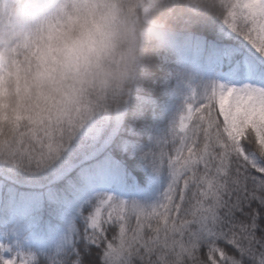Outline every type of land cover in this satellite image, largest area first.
Instances as JSON below:
<instances>
[{
  "label": "snow or ice",
  "instance_id": "1",
  "mask_svg": "<svg viewBox=\"0 0 264 264\" xmlns=\"http://www.w3.org/2000/svg\"><path fill=\"white\" fill-rule=\"evenodd\" d=\"M220 22L231 72L162 136L55 100L0 115V264H264V0Z\"/></svg>",
  "mask_w": 264,
  "mask_h": 264
},
{
  "label": "clouds",
  "instance_id": "2",
  "mask_svg": "<svg viewBox=\"0 0 264 264\" xmlns=\"http://www.w3.org/2000/svg\"><path fill=\"white\" fill-rule=\"evenodd\" d=\"M228 0H0V115L52 100L115 112L174 25ZM27 3L39 10L20 14Z\"/></svg>",
  "mask_w": 264,
  "mask_h": 264
},
{
  "label": "trees",
  "instance_id": "3",
  "mask_svg": "<svg viewBox=\"0 0 264 264\" xmlns=\"http://www.w3.org/2000/svg\"><path fill=\"white\" fill-rule=\"evenodd\" d=\"M52 6L49 0L47 7ZM18 8L21 15L39 11L27 3ZM174 28L159 51L142 61L123 105L115 112L96 114L97 122L125 132L129 128L144 129L154 138L162 136L193 93L202 92L204 82L223 79L231 72L230 62L222 57L215 39L223 28L218 18L201 15L187 22L181 18ZM194 51L198 52L196 58L192 56ZM213 61L220 65L211 68Z\"/></svg>",
  "mask_w": 264,
  "mask_h": 264
},
{
  "label": "rangeland",
  "instance_id": "4",
  "mask_svg": "<svg viewBox=\"0 0 264 264\" xmlns=\"http://www.w3.org/2000/svg\"><path fill=\"white\" fill-rule=\"evenodd\" d=\"M197 51H194L193 52V58H196L197 57ZM223 57V56H222ZM219 63L218 62H215V61H213L212 63H211V65H210V67L212 68V67H216L217 65H218ZM220 65V64H219ZM208 84V82L206 81V82H204V84H203V89H204V87L206 86ZM203 91V90H202Z\"/></svg>",
  "mask_w": 264,
  "mask_h": 264
}]
</instances>
